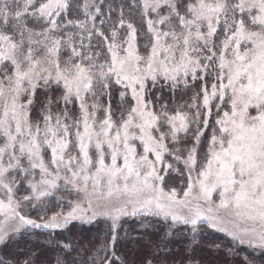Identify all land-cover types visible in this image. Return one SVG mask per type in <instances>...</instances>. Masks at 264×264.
<instances>
[{"label": "snow or ice", "instance_id": "obj_1", "mask_svg": "<svg viewBox=\"0 0 264 264\" xmlns=\"http://www.w3.org/2000/svg\"><path fill=\"white\" fill-rule=\"evenodd\" d=\"M40 229L50 264H205L209 230L264 264V0H0V264Z\"/></svg>", "mask_w": 264, "mask_h": 264}, {"label": "trees", "instance_id": "obj_2", "mask_svg": "<svg viewBox=\"0 0 264 264\" xmlns=\"http://www.w3.org/2000/svg\"><path fill=\"white\" fill-rule=\"evenodd\" d=\"M56 209L58 208H54L53 211H55ZM29 214L35 217L36 211L31 210ZM129 226L135 227V225L131 222H129V224H125L126 228ZM155 227L159 228L160 225H155ZM106 228L107 224L103 220H98L92 224H81L79 222H74L73 224L69 225L68 229L64 230L63 232L57 233L56 238H64L67 241L92 239L93 237L102 234L106 230ZM151 230L152 229H149V231ZM47 239L48 232L46 230H32L20 239L19 246L20 248L26 250L28 248H32L33 246L39 245L41 261L43 262V264H50V262L54 261L56 253L52 251L51 248L47 245ZM202 240L203 242L201 243L200 248L196 253L197 256L203 257L205 260V264H219L218 261L213 259V256L216 255L214 251L212 255H209L208 247L211 241H215L216 243H226L227 237H225L223 233L209 230L206 234H204ZM176 247L179 248L180 245H177ZM240 254L244 255L245 251L241 250Z\"/></svg>", "mask_w": 264, "mask_h": 264}, {"label": "rangeland", "instance_id": "obj_3", "mask_svg": "<svg viewBox=\"0 0 264 264\" xmlns=\"http://www.w3.org/2000/svg\"><path fill=\"white\" fill-rule=\"evenodd\" d=\"M59 209H56L55 211H58Z\"/></svg>", "mask_w": 264, "mask_h": 264}]
</instances>
